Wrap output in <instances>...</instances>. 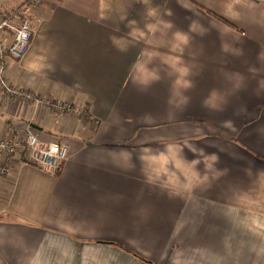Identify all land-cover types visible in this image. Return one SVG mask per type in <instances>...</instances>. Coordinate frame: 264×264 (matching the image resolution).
I'll use <instances>...</instances> for the list:
<instances>
[{
	"label": "crops",
	"instance_id": "obj_1",
	"mask_svg": "<svg viewBox=\"0 0 264 264\" xmlns=\"http://www.w3.org/2000/svg\"><path fill=\"white\" fill-rule=\"evenodd\" d=\"M31 20L9 79L91 118L0 92L1 139L68 148L55 174L24 152L0 174V264H264V0H41Z\"/></svg>",
	"mask_w": 264,
	"mask_h": 264
},
{
	"label": "built area",
	"instance_id": "obj_2",
	"mask_svg": "<svg viewBox=\"0 0 264 264\" xmlns=\"http://www.w3.org/2000/svg\"><path fill=\"white\" fill-rule=\"evenodd\" d=\"M40 1L23 0L14 11L0 14V92L64 116L90 119L88 107H78L69 100L41 97L32 90L13 85L8 77L9 59L21 60L31 47L35 31L31 14ZM18 152H24L27 163L37 165L51 174L57 173L68 158L67 145L60 141H41L39 134L29 129L24 140L12 136L0 138V174L10 171L13 155Z\"/></svg>",
	"mask_w": 264,
	"mask_h": 264
},
{
	"label": "water",
	"instance_id": "obj_3",
	"mask_svg": "<svg viewBox=\"0 0 264 264\" xmlns=\"http://www.w3.org/2000/svg\"><path fill=\"white\" fill-rule=\"evenodd\" d=\"M33 127H35V128H37V126L36 125H32Z\"/></svg>",
	"mask_w": 264,
	"mask_h": 264
}]
</instances>
